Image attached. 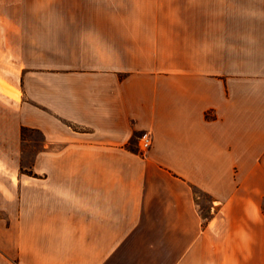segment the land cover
I'll use <instances>...</instances> for the list:
<instances>
[{
	"label": "crops",
	"instance_id": "crops-1",
	"mask_svg": "<svg viewBox=\"0 0 264 264\" xmlns=\"http://www.w3.org/2000/svg\"><path fill=\"white\" fill-rule=\"evenodd\" d=\"M51 16L21 26L33 43L0 87L18 264H264V0H64ZM23 130L43 135L38 176L6 172Z\"/></svg>",
	"mask_w": 264,
	"mask_h": 264
},
{
	"label": "rangeland",
	"instance_id": "rangeland-1",
	"mask_svg": "<svg viewBox=\"0 0 264 264\" xmlns=\"http://www.w3.org/2000/svg\"><path fill=\"white\" fill-rule=\"evenodd\" d=\"M64 0H0V87L3 82L12 87L18 85L15 73L21 72L16 69L19 64L14 63V52L25 50L26 44H32V34H26L21 26L36 24L40 20H52L59 4ZM54 12V13H53ZM8 110L0 105V111ZM7 119L0 117V132L8 127ZM12 124L10 125V127ZM5 128V129H4ZM43 147V135L38 131L23 130L20 143L16 147V153L12 154L11 160L5 162L10 167H17L21 173L33 171L36 153ZM200 196L201 210L205 216L209 215L210 198L203 192L197 191ZM18 218L16 201L0 199V264H18V247L15 236V227ZM11 228V231L9 230Z\"/></svg>",
	"mask_w": 264,
	"mask_h": 264
},
{
	"label": "built area",
	"instance_id": "built-area-1",
	"mask_svg": "<svg viewBox=\"0 0 264 264\" xmlns=\"http://www.w3.org/2000/svg\"><path fill=\"white\" fill-rule=\"evenodd\" d=\"M152 144V134L150 132H144L141 136V145L143 148H148Z\"/></svg>",
	"mask_w": 264,
	"mask_h": 264
},
{
	"label": "trees",
	"instance_id": "trees-1",
	"mask_svg": "<svg viewBox=\"0 0 264 264\" xmlns=\"http://www.w3.org/2000/svg\"><path fill=\"white\" fill-rule=\"evenodd\" d=\"M29 174L38 176V174L37 173H34V171H30Z\"/></svg>",
	"mask_w": 264,
	"mask_h": 264
}]
</instances>
